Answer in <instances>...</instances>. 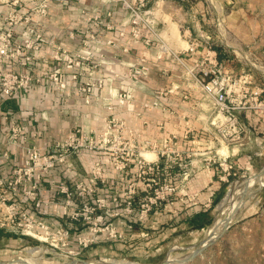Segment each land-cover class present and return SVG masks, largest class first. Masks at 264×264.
I'll return each instance as SVG.
<instances>
[{"label": "rangeland", "instance_id": "374dc122", "mask_svg": "<svg viewBox=\"0 0 264 264\" xmlns=\"http://www.w3.org/2000/svg\"><path fill=\"white\" fill-rule=\"evenodd\" d=\"M105 4L110 6L84 13L80 44L72 52L85 56L84 67L76 80L70 74L66 84L79 90L85 106L79 119L84 116V123L73 121L66 136L53 143L70 148V169L81 172L79 159L84 158L90 163L89 171L93 164H99L102 169L98 176L102 179L91 195L88 190L82 195L76 186L72 188L77 183L88 188L83 182L90 180L92 173L81 172L82 177L69 184L71 201L59 205L73 216L78 214V219H54L55 225L61 222L68 229L66 240L62 241L57 234L47 241H38L0 233V263L181 264L202 244L213 241L220 233H214L212 238L206 236L225 220L230 225L224 233L187 264H264V177L258 179L264 169V0H107ZM173 39L199 44L197 55L204 53L203 48L213 47L224 48L231 55L218 67L221 74L216 76L230 90L229 112L221 111L214 95H207L200 86L190 83L205 94L200 100L199 124L209 133L206 154L189 158L181 152L179 138L175 139V150L181 152L182 163L190 167L196 163L207 165L205 159L218 155L222 148L230 152L219 153L228 158L233 168L227 172L217 168L219 178H224V190L202 227L172 220L186 213L188 206L199 205L200 192H190L188 188L193 173L185 178L179 170L157 172L142 168L146 160L152 162L157 158L153 145L156 150L162 148L167 137L145 138L139 127L115 113L113 105L130 96L128 91L115 87L116 83L138 85L129 70L124 74L123 69L129 67L122 56L134 55V48L141 45L159 56L171 49ZM18 45L20 56L53 53L45 43ZM184 46L188 48L187 43ZM15 49L10 56H18ZM5 70L13 75V67L6 65ZM109 70L114 71L108 74ZM38 73L34 78L40 82L27 90L47 82L53 85L44 70ZM29 126L27 121L19 124L12 120L7 144L10 146L14 134L30 138ZM200 127L189 125L187 130L193 132ZM28 144L35 145L31 139ZM244 182L246 186L240 189L238 201L222 211L220 205L227 194ZM50 194L61 196L59 189Z\"/></svg>", "mask_w": 264, "mask_h": 264}, {"label": "crops", "instance_id": "0c3cea01", "mask_svg": "<svg viewBox=\"0 0 264 264\" xmlns=\"http://www.w3.org/2000/svg\"><path fill=\"white\" fill-rule=\"evenodd\" d=\"M106 1L54 0L50 5L48 15H36L35 23L43 33L45 42L52 38L60 39L63 46L73 52L80 44L79 30L84 25V13H90L98 8L101 9L103 5L110 6L105 4ZM33 2L34 0H26V3L30 5H33ZM172 29H174L173 26ZM71 32H76L74 38L69 36ZM171 43V50L176 52L183 53L190 47L189 42L185 41L175 40ZM184 43L188 44L187 49L184 48ZM134 49V55L122 56V60L127 63L128 67L132 65L140 66L145 61L149 66V72L144 76H134L137 78L138 85L122 81L115 84V87L121 88L122 92L128 91L131 96L130 99L124 102H114L115 113L134 126L139 127L145 134V138L160 140L175 135L179 138L183 148H181V152L187 153L189 158L203 155V153L205 155L209 133L207 128H201L202 126L199 124L202 118L199 115L200 108L202 109L200 100L205 94L190 84L193 80L185 77L182 67L173 62L166 54L154 56L152 54L154 52L148 50L144 45L136 46ZM201 55L202 53L194 57L201 58L203 57ZM184 57L191 62V56ZM41 59L42 56H39V61ZM50 63L52 62L50 61ZM220 63L224 64L225 60ZM47 67L45 70H49L52 64ZM128 70L129 68L123 69L124 74L127 75ZM109 71H107L108 74L114 70ZM94 75L98 76L99 74ZM73 86V84L68 86L64 94L58 95L54 85L47 82L40 88L24 90L17 97L4 98L0 96V177L8 174L12 168L22 166L26 159L24 149L7 144L10 134L9 126L12 120L17 121L19 124L27 121L30 125L29 139L42 148H47L53 144L58 137L66 136L73 121L84 123L85 118L83 116L82 119H79V113L85 106L80 98L78 88L74 89ZM72 93L73 96L70 95ZM154 103H158V107H155ZM35 112H38L37 115H33ZM135 114L141 115V118H137ZM189 125H199L201 129L194 128L192 132V129L187 130ZM190 131L192 133L188 135L187 132ZM7 151H9V159L3 158V154ZM225 151L230 153L226 148H222L218 152L225 153ZM219 153L217 154L222 157L223 154ZM79 163L80 169H82L81 171L78 167L79 171L83 175L88 174L90 172L89 161L81 158ZM190 169V173H193V175L188 182V188L190 192H200L198 195L199 205L188 206L186 213L180 218L172 220L176 224L186 222L194 227H202L210 217L217 198L222 195L224 185L220 181L218 173H216V166L198 165L196 163L192 164ZM81 172L78 173V170L76 172L73 169L60 166L46 178L47 182L42 187V194L44 198L54 203L48 212L57 209L53 200H58L55 195L51 197L50 193L54 189H58L59 186H69V184H72L71 181H74L77 177L81 178ZM8 195L12 196L9 192ZM12 199L16 200L13 196ZM0 233L5 234L2 230H0Z\"/></svg>", "mask_w": 264, "mask_h": 264}, {"label": "built area", "instance_id": "2783aa9c", "mask_svg": "<svg viewBox=\"0 0 264 264\" xmlns=\"http://www.w3.org/2000/svg\"><path fill=\"white\" fill-rule=\"evenodd\" d=\"M53 1L34 0V4L30 5L26 3V0H0V91L2 97H17L20 92L35 87V83L40 81L35 79L34 75L40 70L45 71L48 81L54 85L57 91L65 92L68 87L66 84L69 75L72 74L71 77L76 80L78 72L82 71L85 56H79L78 53L75 54L69 51L63 46L60 39L52 38L45 42L43 33L35 23L36 15H48ZM69 36L74 38L75 34L71 32ZM43 43L47 44L53 53L51 56H42L43 60L41 62L39 56H20V45L18 44L33 46ZM189 44L190 48L186 52H176L169 48L163 54H166L173 62L180 65L184 70L185 77L193 80L207 95H214L221 111L229 112L231 110L228 106L230 90H228L227 85L225 86L222 82H219L216 77L221 74L219 68L222 65L218 60L217 52L213 49L203 48L204 53L201 55L203 57L196 58L194 57L197 56L195 50L199 47V44L193 42ZM13 45L16 46L11 48ZM16 47L18 56H10L9 53L16 50ZM184 53L192 57L191 62L186 60ZM50 64H52V67L45 70ZM6 65L7 68H14L11 73L13 75L6 73ZM148 72L149 66L145 61L140 66L132 65L129 67L131 76H144ZM12 78L14 81H12ZM207 79H211V81L207 82ZM153 105L158 107V103ZM233 123H235V120H233ZM175 139H177L175 135L168 136L163 141L162 148L158 150L153 145L152 150L157 158L152 162L146 160L147 163L142 168L149 167L157 172H175L179 170V172L184 173L185 178H188L191 167L182 163L181 152L175 150L178 144ZM28 140L29 138L25 136L14 134L10 142L12 147H23L26 152V160L21 168H12L8 174L0 177V230L9 234L31 237L38 241H47L51 235L57 234L64 241L67 239L69 231L61 222L55 225L54 219L56 217L64 219L65 216L73 220L78 219V214L73 216L71 212H67L66 207L59 205L62 201L69 204L72 192H70L71 190L67 185L59 186L61 196L58 197V200H53L57 209L48 212L54 203L44 198L42 187L47 182L46 178L58 167L70 168L68 165L71 156L70 148H64L63 144L56 143L42 149L37 145H26ZM17 141L20 142L19 146ZM3 158L9 159V151L3 154ZM205 162L208 166H216L224 172L233 168L229 165L228 158H222L218 155L209 156L205 159ZM101 169L98 163L93 164L89 172L92 173V178L83 182L87 184L88 188H83V184L79 185L77 183L73 184L72 189L76 186L77 189L81 190L82 195H85L86 190H88L89 195L94 193L97 181L102 179L101 176H98ZM220 181H224V178H220ZM8 192L16 200L12 199Z\"/></svg>", "mask_w": 264, "mask_h": 264}, {"label": "bare ground", "instance_id": "6f19581e", "mask_svg": "<svg viewBox=\"0 0 264 264\" xmlns=\"http://www.w3.org/2000/svg\"><path fill=\"white\" fill-rule=\"evenodd\" d=\"M248 184V182H246ZM245 185V182L236 186L234 189H232L228 194L227 196L225 197V199L223 200V202L221 203L220 205V209L223 211L228 205L229 206H234V204L238 201V197L241 195L239 191H241L240 189L244 188ZM249 187V186H248ZM248 190V189H247ZM239 193V194H238ZM242 193V192H241ZM236 206V205H235ZM241 209V208H240ZM238 210V209H237ZM236 215V214H235ZM234 215V216H235ZM228 225L227 223L224 221H222V224L219 226V229H216L217 228V225L216 227H214L213 229H211L208 233V235L206 237H210L212 238V236L214 235V233H220L222 230H224V228H226ZM217 230V231H216ZM216 233V234H217ZM2 264V263H0ZM12 264V263H10ZM13 264H21L18 262L16 263H13ZM27 264H38V261H29ZM107 264H116L112 261H108Z\"/></svg>", "mask_w": 264, "mask_h": 264}, {"label": "water", "instance_id": "95a60500", "mask_svg": "<svg viewBox=\"0 0 264 264\" xmlns=\"http://www.w3.org/2000/svg\"><path fill=\"white\" fill-rule=\"evenodd\" d=\"M264 177V169L261 171V173L258 175V179L259 180H261L262 178ZM234 220V219H233ZM230 225V224H229ZM229 225L226 227V228H224V230H222L221 232H220V234L213 240V241H211V242H209V243H207V244H202L189 258H187V260H185L183 263H181V264H187V263H189L190 261H192L196 256H198V255H200L206 248H208L210 245H212L215 241H216V239L218 238V237H220L223 233H224V231L229 227ZM164 264H168V261H166Z\"/></svg>", "mask_w": 264, "mask_h": 264}, {"label": "trees", "instance_id": "16d2710c", "mask_svg": "<svg viewBox=\"0 0 264 264\" xmlns=\"http://www.w3.org/2000/svg\"><path fill=\"white\" fill-rule=\"evenodd\" d=\"M213 50L217 52L219 62H222L226 58L230 57L229 51L221 47H213Z\"/></svg>", "mask_w": 264, "mask_h": 264}]
</instances>
